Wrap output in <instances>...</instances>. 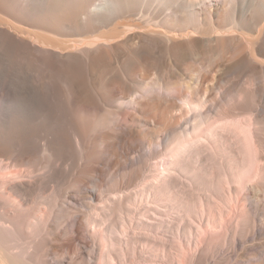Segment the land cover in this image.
<instances>
[{
    "label": "bare ground",
    "instance_id": "bare-ground-1",
    "mask_svg": "<svg viewBox=\"0 0 264 264\" xmlns=\"http://www.w3.org/2000/svg\"><path fill=\"white\" fill-rule=\"evenodd\" d=\"M235 262L264 264V0H0V264Z\"/></svg>",
    "mask_w": 264,
    "mask_h": 264
},
{
    "label": "rangeland",
    "instance_id": "rangeland-1",
    "mask_svg": "<svg viewBox=\"0 0 264 264\" xmlns=\"http://www.w3.org/2000/svg\"><path fill=\"white\" fill-rule=\"evenodd\" d=\"M212 232H215V230L213 229ZM235 264H242V263H240V262H235Z\"/></svg>",
    "mask_w": 264,
    "mask_h": 264
}]
</instances>
